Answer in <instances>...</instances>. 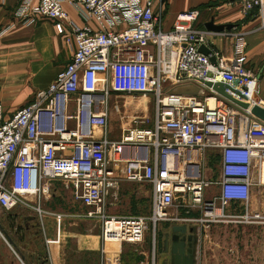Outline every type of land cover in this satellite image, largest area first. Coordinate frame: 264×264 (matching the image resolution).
Segmentation results:
<instances>
[{"label": "built area", "instance_id": "2783aa9c", "mask_svg": "<svg viewBox=\"0 0 264 264\" xmlns=\"http://www.w3.org/2000/svg\"><path fill=\"white\" fill-rule=\"evenodd\" d=\"M15 1L13 18L21 24L50 20L63 34L67 23L73 53L28 104L6 117L0 103L1 208L26 206L40 216L48 213L40 201L58 179L85 207L69 216L99 223L103 242L140 243L148 225L155 230L162 221L264 224V208L250 205L252 171L264 161V122L204 83L223 81L251 105H264L256 97L257 74L246 66L242 32L196 27L202 14L198 7L179 12L166 29L164 0ZM224 3L236 6L241 19H257L264 27V0ZM65 4L76 9L82 26L69 19ZM90 20L97 28L88 25ZM214 34L234 38L231 56L209 47ZM201 45L211 52H201ZM186 83L203 93L168 92ZM110 94L152 95L151 124L145 125L148 116L134 117L111 138ZM208 151L219 158L214 179L203 172ZM122 180L149 184L148 214L106 212V200L116 195ZM194 209L201 212L199 218L190 216ZM109 264L120 262L115 258Z\"/></svg>", "mask_w": 264, "mask_h": 264}, {"label": "crops", "instance_id": "0c3cea01", "mask_svg": "<svg viewBox=\"0 0 264 264\" xmlns=\"http://www.w3.org/2000/svg\"><path fill=\"white\" fill-rule=\"evenodd\" d=\"M226 1L228 0H164V27L168 29L179 12L195 7H203L202 13L204 12V14H208L211 9H220L223 13L228 12L230 17L237 16L238 23H234L232 28L235 27L234 31L243 33L246 66L257 74L258 92L256 97L264 103V27L258 26L257 19H241L237 7L225 5ZM221 2L223 4H220L219 7L216 6ZM15 5V0H0V103L6 117L28 104L37 91L45 89L63 70L73 53V46L71 42L67 41L70 32L67 23H64L63 34L57 32L55 25L50 20L21 24L13 18ZM64 8L70 20L80 26L84 24L74 7L65 4ZM87 23L92 28H97L92 20ZM233 41V37L214 34L209 36L208 44L210 48L219 51L222 55L231 56ZM69 125L73 126V122H69ZM108 130L110 132L109 125ZM210 152L208 151L206 155ZM263 162L257 161L252 171L254 182L250 200L252 209L264 208V183L259 178ZM204 165L203 172L207 177L206 163ZM137 183L139 182L122 180L120 193L121 190L126 191V188L130 186L134 190L140 189L141 187ZM146 187L148 189L146 194L148 193L147 196H149V192H151L149 184ZM213 189L214 187H212ZM47 199L48 197L41 199L40 204L45 203ZM16 208L8 211L13 217L16 215L15 219L22 218L23 221L22 228L17 225L12 227V230L16 231L14 232L15 237L23 233L26 237L34 236L35 240H38L40 236L35 233V227H38L39 222V225L42 226L45 245L38 249L29 244L32 240L28 238L27 244L19 246L16 244L15 249L8 244L10 249L14 250L12 251L19 259V263L0 261V264H103L104 262L109 264L115 258L121 261V258L132 255L129 252L130 248L123 243L103 242L100 236V227L88 233L85 227L89 225L85 220L80 219L67 223L63 217H70V214L55 213L63 215L61 220L56 221L52 213L44 217L35 213L21 215L16 211L13 212ZM27 208L36 211L31 207ZM173 225L181 224L171 223L169 229L163 232V240L167 233L172 234L170 229ZM186 225L195 227L193 236L197 237L198 225ZM4 234L6 232L2 235ZM178 235L182 236V234ZM163 240L161 261H168V264H183L182 256L172 253L171 245L170 250L167 249L165 240L164 242ZM196 254L197 251L195 256Z\"/></svg>", "mask_w": 264, "mask_h": 264}, {"label": "rangeland", "instance_id": "374dc122", "mask_svg": "<svg viewBox=\"0 0 264 264\" xmlns=\"http://www.w3.org/2000/svg\"><path fill=\"white\" fill-rule=\"evenodd\" d=\"M214 8V5H212ZM222 10L211 9L208 14L204 12L200 15L195 23L196 27H202L204 22L213 17L215 23H238L237 16L230 17V14L220 12ZM229 21V22H227ZM200 96V95H199ZM108 125L110 128L109 136L117 137L121 131V127L130 125L134 117L148 116L149 120L145 125H150L154 110V97L152 95H128V94H110L108 99ZM206 175L210 179L217 177L219 172V158L211 151L205 156ZM140 189H133L132 186L126 188V191L121 190L120 186L115 196H110L106 200L105 210L111 215H146L150 209V192L146 194L147 183L140 182ZM257 188V187H256ZM217 190L214 187L213 193ZM208 194V192L206 193ZM30 201H34L32 196H27ZM43 203V202H42ZM41 208L46 214H41L42 217L52 213L76 214L83 213L85 207L76 201L70 189L64 184L55 179L52 182L50 195L45 203L41 204ZM27 215L37 211L29 209L25 206L17 207L13 212ZM193 217L199 218L201 212L197 209L191 211ZM16 217V215H14ZM11 212L0 208V261H16L19 259L14 254V250L10 249L19 245L27 244V238L31 239V246L39 249L45 245L42 226L35 227V233L39 234L38 240L36 237H26L25 234H19L15 237L16 231L12 230L15 225L23 227L22 218L15 219ZM21 217V216H20ZM55 220L61 218L55 216ZM65 221L71 222L74 220H85L87 223L86 231L89 233L99 229V223L95 220L78 218V217H63ZM171 222H159L155 230L152 225H148L144 240L140 243H123L130 249L132 254L121 258L120 264H168V261H161L162 254V236L166 229H169ZM193 224V223H191ZM197 236V264H264V224H240L231 221H203L198 224ZM41 226V227H40ZM90 228V230H89ZM23 230V229H22ZM6 232V234L2 235ZM6 237V238H5ZM7 241V242H6ZM10 245V247L8 246ZM13 250V251H12ZM80 262V261H73ZM46 263V262H45Z\"/></svg>", "mask_w": 264, "mask_h": 264}, {"label": "water", "instance_id": "95a60500", "mask_svg": "<svg viewBox=\"0 0 264 264\" xmlns=\"http://www.w3.org/2000/svg\"><path fill=\"white\" fill-rule=\"evenodd\" d=\"M204 27L209 31L219 32L223 29H231L234 24L232 23H215L213 17L209 19L208 21L204 22ZM199 50L203 52L204 54H208L211 52V49L205 45H201L199 47ZM210 61L214 62V57H210ZM207 87L212 88L216 92H218L220 95L225 97L226 99L230 100L231 102L237 104L243 109L250 110V113L257 119L264 122V105L259 104H253L251 105L248 98L242 96L240 91L233 87L232 85H229L223 81H205L204 82ZM226 89L233 92L235 95L240 96L241 98H238L231 93L227 92ZM204 91L203 88H201L198 85L186 83V84H178L173 86L171 89L168 90L169 93L172 94H178V95H200ZM171 247H172V253L179 254L182 256L183 264H197L196 261V249H197V237L193 234L195 233V227H188L186 224L181 225H173L171 227ZM188 231L189 235H186V232ZM178 234H182L181 237H179ZM165 239V246L168 245V240ZM194 245L191 249H186V246L190 248Z\"/></svg>", "mask_w": 264, "mask_h": 264}, {"label": "flooded vegetation", "instance_id": "af4514ba", "mask_svg": "<svg viewBox=\"0 0 264 264\" xmlns=\"http://www.w3.org/2000/svg\"><path fill=\"white\" fill-rule=\"evenodd\" d=\"M186 233H187L186 235H189V234H188V231H187ZM171 235H172V234H171ZM171 235H169V233H168V235H167V240H168V245H169V246L167 245L166 248L169 249V250H170V245H171V242H172V241H171V240H172V239H171ZM165 239H166V235H165ZM165 239H164V240H165ZM162 240H163V239H162ZM164 240H163V242H164ZM169 240H170V241H169ZM193 246H194L193 244H192V246H191L190 248H188V246H186V249H191V248H193Z\"/></svg>", "mask_w": 264, "mask_h": 264}, {"label": "bare ground", "instance_id": "6f19581e", "mask_svg": "<svg viewBox=\"0 0 264 264\" xmlns=\"http://www.w3.org/2000/svg\"><path fill=\"white\" fill-rule=\"evenodd\" d=\"M210 105H212V102H210ZM260 181L262 183H264V162H263V168H262V171H261V174H260ZM170 241V240H169ZM197 251V250H196Z\"/></svg>", "mask_w": 264, "mask_h": 264}, {"label": "trees", "instance_id": "16d2710c", "mask_svg": "<svg viewBox=\"0 0 264 264\" xmlns=\"http://www.w3.org/2000/svg\"><path fill=\"white\" fill-rule=\"evenodd\" d=\"M211 5V4H210ZM198 8H200L201 10L203 9V7H198Z\"/></svg>", "mask_w": 264, "mask_h": 264}]
</instances>
